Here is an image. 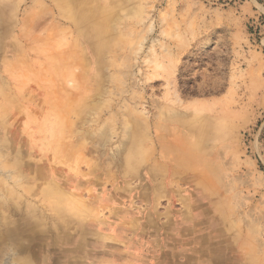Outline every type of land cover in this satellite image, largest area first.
I'll list each match as a JSON object with an SVG mask.
<instances>
[{
	"label": "rangeland",
	"instance_id": "1",
	"mask_svg": "<svg viewBox=\"0 0 264 264\" xmlns=\"http://www.w3.org/2000/svg\"><path fill=\"white\" fill-rule=\"evenodd\" d=\"M242 1L0 0V264H264Z\"/></svg>",
	"mask_w": 264,
	"mask_h": 264
},
{
	"label": "crops",
	"instance_id": "2",
	"mask_svg": "<svg viewBox=\"0 0 264 264\" xmlns=\"http://www.w3.org/2000/svg\"><path fill=\"white\" fill-rule=\"evenodd\" d=\"M209 11L215 15L211 26L224 28L230 35L227 43L229 48L238 54L241 53L240 49L255 46L252 42L250 21L257 20L260 15L264 16V7L257 0H243L236 6L212 7ZM204 13L207 14V10ZM263 40L264 36L261 37L262 44ZM257 55L261 56L258 51Z\"/></svg>",
	"mask_w": 264,
	"mask_h": 264
},
{
	"label": "built area",
	"instance_id": "3",
	"mask_svg": "<svg viewBox=\"0 0 264 264\" xmlns=\"http://www.w3.org/2000/svg\"><path fill=\"white\" fill-rule=\"evenodd\" d=\"M234 3H238L239 1L241 0H232ZM257 1H260L261 4L264 6V0H257ZM255 28H254V33L259 35L260 31H261V27L264 26V18L263 17H259L258 20L255 21Z\"/></svg>",
	"mask_w": 264,
	"mask_h": 264
}]
</instances>
